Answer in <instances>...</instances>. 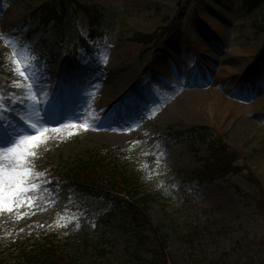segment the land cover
<instances>
[{
    "label": "rangeland",
    "instance_id": "374dc122",
    "mask_svg": "<svg viewBox=\"0 0 264 264\" xmlns=\"http://www.w3.org/2000/svg\"><path fill=\"white\" fill-rule=\"evenodd\" d=\"M46 1L0 0V35H7L6 43L0 41V93L20 83L17 100L26 103L16 107V114L24 121L34 112L35 100L45 103L51 96L45 115L39 116L53 122L59 110L71 124L43 125L48 131L26 165L36 174L28 180L39 187L12 212H0V264H17L14 250L25 242L48 239L66 243L64 253L75 264L156 260L152 229L136 227L121 213L108 225L105 217L71 202L69 185L58 175L59 168H72L88 154L114 147L132 152L141 165L147 180L141 196L148 198L150 225L165 238L167 264H264V214L258 210L264 192V33L254 26L264 21L263 9L250 10L242 0H79L102 10L104 19L92 33L99 36L93 41L96 53L81 52L74 59L70 50L75 42L81 36L90 39L88 18L70 11L62 33L45 30L32 14ZM135 32L158 37L147 49L132 41ZM68 69L74 80H87L70 92L82 101L78 107L57 96L65 93L59 87ZM36 76L42 77L39 83L50 80L51 91L38 92ZM211 89L223 97L219 107H214ZM188 91L201 104L185 115L176 113V97ZM205 93L210 107L202 103ZM0 97V110L8 108L5 101H15ZM122 102L128 105L117 107ZM95 108L101 115L93 118ZM170 126L217 132L241 158L245 171L229 177V183L242 194L221 180L202 186L182 183L179 171L198 169L205 151L201 145L192 150L160 138ZM24 129L31 131L28 125ZM173 197L206 212L198 230L188 233L177 226Z\"/></svg>",
    "mask_w": 264,
    "mask_h": 264
},
{
    "label": "trees",
    "instance_id": "16d2710c",
    "mask_svg": "<svg viewBox=\"0 0 264 264\" xmlns=\"http://www.w3.org/2000/svg\"><path fill=\"white\" fill-rule=\"evenodd\" d=\"M243 1L250 8L264 9V0ZM71 10L83 11L92 27L100 26L104 19L103 12L98 7L82 6L78 0H48L33 14L42 15L40 20L43 27L54 26L60 31L66 15ZM256 24L260 31L264 32V21L262 24ZM156 37V34L135 32L132 40L147 46ZM82 42L81 45L87 51L90 50L84 39ZM161 138L176 145L189 144L191 149H195L197 144L204 146L207 154L202 166L195 170L181 171L179 175L183 182H197L201 186L222 179L229 188L242 194L239 188L228 184L229 176L245 171L240 162L241 158L213 129L197 127L181 131L171 126L162 132ZM131 153L119 148L96 150L88 154L87 158L79 160L74 168L59 169V173L64 181L71 184V202L81 204L86 212L105 216L108 225L118 214H126L131 217L136 227L142 230L152 229L156 234L158 250L155 252L156 260L151 264H167L165 238L159 234V228L150 225L146 214L148 198L141 196L147 180L141 173V165ZM248 179L251 180L252 177L249 175ZM262 193L263 199L258 210L264 214V207L261 206L264 203V192ZM170 203L175 223L181 226L183 231L186 228L188 233H192L195 232L196 226L202 225L205 212L200 208L177 197H173ZM62 243L66 244L58 239L25 242L19 249L15 248L14 256H17V264H75L65 255ZM262 243L264 244V239ZM100 252L103 254L104 249ZM191 264L198 263L193 261Z\"/></svg>",
    "mask_w": 264,
    "mask_h": 264
},
{
    "label": "snow or ice",
    "instance_id": "6c2138e0",
    "mask_svg": "<svg viewBox=\"0 0 264 264\" xmlns=\"http://www.w3.org/2000/svg\"><path fill=\"white\" fill-rule=\"evenodd\" d=\"M24 74L22 71L21 75ZM35 79L38 81L36 90L43 94L50 85V80L47 83H39L42 77L36 76ZM50 98L44 105H40L44 108V111L49 105ZM5 103L8 108L0 110V154H3V160H0V174L3 176V179L0 180V212L10 213L15 205L23 204L24 198L30 200L31 197L28 193L39 187L38 184L31 183L28 180L30 176L36 174L26 165L29 159L36 156L43 132L48 131L43 125H58L60 122L44 120L35 111L29 115L27 121H24L16 114V107H22L26 103L25 99L19 101L9 99ZM36 103L39 104V101H36ZM9 117H15L21 121V124L27 123L31 131L28 132L23 127H17ZM33 120H35V123H33ZM38 124L40 127H37ZM52 183L51 179L47 180L48 185H52Z\"/></svg>",
    "mask_w": 264,
    "mask_h": 264
},
{
    "label": "bare ground",
    "instance_id": "6f19581e",
    "mask_svg": "<svg viewBox=\"0 0 264 264\" xmlns=\"http://www.w3.org/2000/svg\"><path fill=\"white\" fill-rule=\"evenodd\" d=\"M5 38H7L6 34H1L0 35V41H3L4 43H6L5 42ZM65 71L67 73L64 72V79H63L64 82L62 83V86L59 87L65 93L58 94L57 96L60 95V99H59L60 102L64 101V102L70 103L71 99L74 98V95L70 94V92L73 89H75L76 87H78L81 83H83V82H85L87 80H83L82 76L79 77L80 80H74L72 78V76L74 77V75H75L73 73V70L72 69H68V71L67 70H65ZM57 84H58V82H57ZM110 85L112 86L111 87L112 88L111 91L113 92L115 84L113 85V82H112ZM19 86H20V83H18V86H17V84L12 86V87H7L6 86V88L1 90L0 94L3 97L11 96L13 99H15V101H19V100H17L18 93H20V91H21V89H19L20 88ZM51 88H52V83H50V85L48 86L47 90L51 91ZM56 89H57V87H56ZM129 91L127 92V94H129ZM209 92H210L209 95L215 99L214 101L217 100L215 102V104H214V107H219V103L223 102V97L215 89H211V91H209ZM206 94L207 93H205L204 98H202V103H203V100H205L204 101V106L206 105V106L210 107V104H209L210 99H209L208 95H206ZM0 99H3V98L0 97ZM175 100H176V103L174 104V106H175L174 107V111L176 113L183 114V115H185V113L190 111L193 108L194 105H198V103L201 104L200 102L197 101V100H199V97H196L195 94L192 93V91H188V93H184V95L176 97ZM125 102L119 103L117 107L128 105ZM114 103H116V100H114L113 104ZM33 104H34V102H33ZM33 104H32V106H33ZM79 104L80 103L77 104V107L79 106ZM136 107H137L136 105L135 106L132 105L131 107H127L128 109L126 108V110H124V112L125 111H130V110H132V109H134ZM99 115H101V110L99 108H95L93 111H91V117L95 118V117H98ZM108 119H109L108 121L113 123V124H115V122L117 121L116 119H113V118H108ZM61 123L63 124V128H65L64 125L66 123H64V122H61Z\"/></svg>",
    "mask_w": 264,
    "mask_h": 264
}]
</instances>
